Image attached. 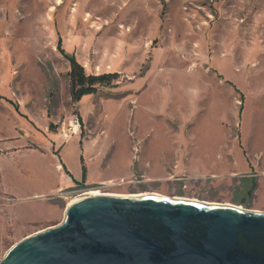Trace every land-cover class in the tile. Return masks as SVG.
<instances>
[{
  "label": "rangeland",
  "instance_id": "374dc122",
  "mask_svg": "<svg viewBox=\"0 0 264 264\" xmlns=\"http://www.w3.org/2000/svg\"><path fill=\"white\" fill-rule=\"evenodd\" d=\"M3 129L0 264L89 190L264 211V0H0Z\"/></svg>",
  "mask_w": 264,
  "mask_h": 264
},
{
  "label": "water",
  "instance_id": "95a60500",
  "mask_svg": "<svg viewBox=\"0 0 264 264\" xmlns=\"http://www.w3.org/2000/svg\"><path fill=\"white\" fill-rule=\"evenodd\" d=\"M1 264H264V211L157 194L86 198Z\"/></svg>",
  "mask_w": 264,
  "mask_h": 264
},
{
  "label": "trees",
  "instance_id": "16d2710c",
  "mask_svg": "<svg viewBox=\"0 0 264 264\" xmlns=\"http://www.w3.org/2000/svg\"><path fill=\"white\" fill-rule=\"evenodd\" d=\"M59 49L66 56V58H68L70 62V68L67 72V75L70 84V94L74 103L79 102L85 95L97 93L99 89L103 86H113L119 81V78L121 76L120 73H88L84 65L79 62L74 55H69L63 50L61 44L59 46ZM78 120L82 121L81 117L78 116ZM61 164L65 172L69 175L66 169V165L63 163ZM85 176L86 171H84V177Z\"/></svg>",
  "mask_w": 264,
  "mask_h": 264
},
{
  "label": "bare ground",
  "instance_id": "6f19581e",
  "mask_svg": "<svg viewBox=\"0 0 264 264\" xmlns=\"http://www.w3.org/2000/svg\"><path fill=\"white\" fill-rule=\"evenodd\" d=\"M109 194H110V193H109ZM101 195H108V194H104V192H103V193H100V192L97 191V190H89V191H87V192H84V193L79 194V195H77L76 197H74V198L69 202L68 206L71 205L72 203L77 202V201H80V200H82V199L91 198V197H96V196H101ZM121 195H122V194H121ZM144 195H149V193H145V194H131V195H129V196L141 197V196H144ZM179 199H180V198H179ZM237 207H240V206H237ZM240 208H242V207H240Z\"/></svg>",
  "mask_w": 264,
  "mask_h": 264
},
{
  "label": "crops",
  "instance_id": "0c3cea01",
  "mask_svg": "<svg viewBox=\"0 0 264 264\" xmlns=\"http://www.w3.org/2000/svg\"><path fill=\"white\" fill-rule=\"evenodd\" d=\"M81 120H82V118H81ZM1 135H0V138H2V139H4V140H7V139H9V138H7L8 136V133L3 129V130H1ZM12 141H5L4 142V144H12L11 143ZM65 180V179H64ZM62 188V186L61 185H57V189L59 190V189H61ZM49 227V226H48ZM45 229V228H44Z\"/></svg>",
  "mask_w": 264,
  "mask_h": 264
}]
</instances>
